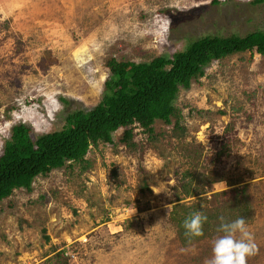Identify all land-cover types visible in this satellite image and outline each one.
<instances>
[{
    "label": "rangeland",
    "instance_id": "obj_1",
    "mask_svg": "<svg viewBox=\"0 0 264 264\" xmlns=\"http://www.w3.org/2000/svg\"><path fill=\"white\" fill-rule=\"evenodd\" d=\"M258 29L264 2L254 0H0V155L13 125L39 135L97 105L112 56L150 61L205 35ZM175 104L184 137L157 122L154 147L102 143L4 199L0 264H205L223 233L212 227L184 244L171 211L198 198L226 203L215 194L233 188L252 212L245 221L258 251L248 264H264V56L213 61ZM187 170L207 181L203 192L178 194Z\"/></svg>",
    "mask_w": 264,
    "mask_h": 264
},
{
    "label": "trees",
    "instance_id": "obj_2",
    "mask_svg": "<svg viewBox=\"0 0 264 264\" xmlns=\"http://www.w3.org/2000/svg\"><path fill=\"white\" fill-rule=\"evenodd\" d=\"M258 2L264 0H254ZM247 51L264 56V29L244 36L205 35L170 57L160 55L150 61L135 62L112 56L106 62L109 74L102 98L92 109L69 112L61 129L39 135L25 123L12 126L0 155V203L16 189H31L38 175L85 162L90 149L102 143H113L115 147L122 143L133 153L143 151L146 145L154 147L160 140L157 122L172 126V138L184 137L187 127L181 109L175 104L181 89L190 88L204 76L213 61ZM137 129L146 135V142L137 139ZM119 130L122 135L117 142L114 133ZM206 182L202 176L187 170L177 185L178 194L195 196L204 191ZM141 187L148 188L146 181ZM219 196L226 203L218 202ZM215 200L218 202L215 207L209 206L213 201L210 198H198L192 204L179 202L173 207L171 219L184 244L197 238L186 236L183 227L184 220L193 212L207 216L204 232L212 227L218 229L221 216L226 222L240 217L247 221L251 217L252 212L246 206L248 200L238 188L215 194ZM227 207L243 214L231 216Z\"/></svg>",
    "mask_w": 264,
    "mask_h": 264
},
{
    "label": "clouds",
    "instance_id": "obj_3",
    "mask_svg": "<svg viewBox=\"0 0 264 264\" xmlns=\"http://www.w3.org/2000/svg\"><path fill=\"white\" fill-rule=\"evenodd\" d=\"M207 216L202 212H193L184 220L183 227L188 237H200L204 235L203 226ZM218 231L223 235L213 241L212 256L205 264H248V258L254 256L257 245L252 233L248 230L243 217L231 222H226L220 217Z\"/></svg>",
    "mask_w": 264,
    "mask_h": 264
}]
</instances>
